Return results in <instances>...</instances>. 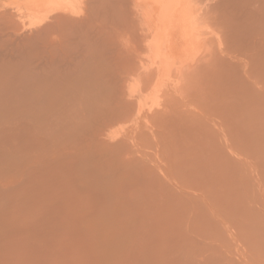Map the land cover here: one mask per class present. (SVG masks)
<instances>
[{"label":"rangeland","instance_id":"rangeland-1","mask_svg":"<svg viewBox=\"0 0 264 264\" xmlns=\"http://www.w3.org/2000/svg\"><path fill=\"white\" fill-rule=\"evenodd\" d=\"M117 1L121 32L54 3L80 41L0 17V264H264V0ZM56 58L103 93L71 110Z\"/></svg>","mask_w":264,"mask_h":264},{"label":"bare ground","instance_id":"bare-ground-1","mask_svg":"<svg viewBox=\"0 0 264 264\" xmlns=\"http://www.w3.org/2000/svg\"><path fill=\"white\" fill-rule=\"evenodd\" d=\"M91 1H92V2H91ZM91 1H89V0H88V1H87V0H18V1H16V2H14V3L12 2L11 4L8 3V5L10 4L9 10L12 11L13 15L17 16V18H18V23H17V24L20 26V29H21V30L24 29V31L27 30V31H25V32L22 34V35H24V36H28L29 34H33L32 32H34V30L37 29L36 27H37L38 24H39V23L37 24V21L35 20V17H37V14H38V13L40 14V11H42V9H45L47 6H48V7H47L46 9H47V10H48V9L50 10V8L54 6V3H55V6H56V7H57V6L59 7V5L62 4V5H64L65 7H66V6H67V7L69 6L70 8H75V7L77 6V3H79V2H80V4H82V3H86V4H85L86 6L91 2V3L89 4L90 6L88 5V9H89V10L87 9V7H86L85 10H84V12H85L86 10H88L89 12L86 11L88 14L91 12L89 15H86V17H87V16H88V17H87V20H86L85 22H84V20H85L86 18H85V16H84L85 19L82 20L84 23H83V22H77V23H78V24H77V23H73L74 21H73V22H72V21H71V22H67V20H66L65 22H63V21L65 20V18H64V20H63V19H62L63 16H60L61 12H59L60 14H59V13H54V12H53V10L56 11V10H58L59 8L57 9V8L54 7V8H52L50 11L48 10L49 12H51V14H52V12L54 13V15L52 14V16H49V15H51V14L47 15L46 17H47L48 19L53 20V19L58 18V19H56V20H58L59 22L62 20L61 22H63V24L67 22V24H68L67 26L69 27L68 30H69V33L71 34L72 37L74 36V34H77V35L80 34V33H79V30H81V32H83L84 29H85L86 32L84 31L85 33L83 32V33L80 34V35H82V34L84 35V34H85V35H84V38H85V36H87L86 33L88 34L89 31H90V32H91V31H92V32L95 31V30H90V29L88 30V28H87V29H86V28L83 29V27L80 28L81 25H80L79 23H81V24H82V23H83V24H88L87 26H89V24L92 23V26H95L96 24H95L94 22L100 23V22L102 21V23H103V21H105V25H106V21H108V22H110V23H112V22L115 23V21L118 22L119 20L124 19V15H123V14H124V11L122 12V11H121L122 9L119 8V6H118L119 2H118V1H117L118 3H116V0H115V1H112V0H95V1H94V0H91ZM93 1H94V2H93ZM119 1H120V0H119ZM121 1H122V0H121ZM124 1H125V0H124ZM129 1H130V0H129ZM81 2H82V3H81ZM87 2H88V4H87ZM172 2H173V0H171V3H172ZM130 3H131V2H130ZM130 3H129V4H130ZM49 4L52 5V6H50ZM56 4H57V5H56ZM58 4H59V5H58ZM124 4H125V3H124ZM179 4H180V2H179ZM179 4H178V6H179ZM2 5H3V4H2ZM8 5H6V6H8ZM62 5H61V6H62ZM171 5H172V4H171ZM6 6H0V8H1V10H0V17H2V15L5 13V11H6ZM83 6H84V5H83ZM90 7L92 8L91 11H90ZM123 7H124V6H123ZM81 9L83 10V7H82ZM135 9H136V8H135ZM179 9H180V8H179ZM47 10H43V12L45 13V12H47ZM76 10H77V8H76ZM137 11H138V10H137ZM177 11H178V10H177ZM49 12H48V13H49ZM172 13H173V12H172ZM176 13H177V12H176ZM82 14H84V13L82 12ZM127 14H128V13H127ZM137 14H138V13H137ZM40 15H42V12H41ZM61 15H62V14H61ZM171 15H172V14H171ZM70 16H71V15H70ZM81 16H82V15H81ZM125 16H126V15H125ZM59 17H60L61 20H59ZM73 17H75V16H73ZM79 17H80V15H79ZM139 17H140V16H139ZM184 17H185V16H183V19H185ZM68 18H69V16H68ZM71 18H72V17H71ZM71 18H70V19H71ZM75 18H77V17H75ZM75 18H74V20H76ZM36 19H37V18H36ZM44 19H45V18H44ZM66 19H67V18H66ZM70 19H68V20H70ZM139 19H141V18H139ZM50 20H49V21H50ZM72 20H73V19H72ZM100 20H101V21H100ZM124 20H126V18H125ZM43 21H44V20H43ZM43 21H42V22H43ZM58 21H56V22H58ZM78 21H79V19H78ZM99 21H100V22H99ZM111 21H112V22H111ZM131 21H132V20H131ZM140 21H141V20H140ZM53 22H54V23H53ZM53 22L50 21V23H52V24H51V27L49 26V24H48V26H49L51 29H50L49 27H47L48 29H50V30L53 31V30H54V27L59 26V24H61V25H60L61 27L59 26V28L62 29V30L64 29V30L67 31V29H65V28H67L66 24L63 25V27L66 26V27L63 28V27H62V23L56 24V26H54V24H55L56 22H55V20H53ZM117 22H116L115 24L112 23L113 25L110 24V23H108V24H110V27H111V25L114 26L113 28H115V26H118V25H120V24H121L120 27H122V24H123L124 21L122 20V21H121L122 23L120 22V24H118ZM125 22H126V21H125ZM134 22H135V21H134ZM47 23H48V22H47ZM71 23L74 24V25H75V24H76V25H80V27L77 26V30L75 29L76 26H75L74 28H71V26H72ZM93 23H94V25H93ZM40 24H41V23H40ZM40 24H39V26H40ZM45 24H46V23H45ZM103 24H104V23H103ZM108 24H107V25H108ZM117 24H118V25H117ZM124 24H125V23H124ZM43 25H44V24H43ZM69 25H70V26H69ZM97 25L99 26L100 24H97ZM131 25H132V24H131ZM140 25H141V27H142V24H140ZM52 26H53V28H52ZM83 26H84V25H83ZM85 26H86V25H85ZM103 26H104V25H103ZM123 26H124V27H122V28H126L125 25H123ZM90 27H91V26H90ZM90 27H89V28H90ZM101 27H102V26H101ZM104 27H105V26H104ZM8 28H9V27H7L6 29H8ZM38 28H39V27H38ZM42 28H43V29L45 28V32L48 31V30H46V27H45V26L42 27ZM78 28H80V29H78ZM95 28L98 29L99 27H95ZM95 28H94V29H95ZM106 28H109V27L106 26ZM117 28L119 29V26H118ZM43 29L38 30L39 32H38L37 34L39 35L40 32H41V30H43ZM56 29H58V27H56ZM60 29H59V30H60ZM91 29H92V28H91ZM100 29H101V28H100ZM100 29H99V30H100ZM134 29H135V28H134ZM62 30H60V33L62 32ZM64 30H63V31H64ZM82 30H83V31H82ZM102 30H104L103 27H102ZM102 30H101V31H102ZM119 30H120V29H119ZM130 30H131V29H130ZM43 31H44V30H43ZM54 31H55V30H54ZM101 31H99L97 34H101ZM35 32H36V31H35ZM56 32H57V31H56ZM56 32H55V33H56ZM58 32H59V31H58ZM74 32H76V33H74ZM90 32H89V33H90ZM95 32H97V30H96ZM120 32H121V30H120ZM143 32H144V31H143ZM10 33H11V31H10ZM49 33H50V32H49ZM49 33H47V34H49ZM51 33L53 34V32H51ZM63 33H65V32H63ZM63 33H62V34H63ZM66 33H67V32H66ZM66 33H65V35H66ZM141 33H142V32H141ZM155 33H156V32H155ZM34 34H35V33H34ZM44 34H46V33H44ZM44 34H42V35H44ZM47 34H46V36H47ZM56 34L59 35V33H56ZM67 34H68V33H67ZM65 35H64V36H65ZM143 35H144V38H146V40H147L148 35H147V34H143ZM143 35H142V36H143ZM62 36H63V35H62ZM71 36H70V37H71ZM39 37H40V36H39ZM43 37H44V36H43ZM58 37H59V36H58ZM65 37L68 38L69 35H67V36H65ZM70 37H69V38H70ZM72 37H71V38H72ZM75 37H76V35L73 37V40L77 38V37H76V38H75ZM45 38H46V37H45ZM51 38H52V37H51ZM53 38H55V37H53ZM61 38H63V37H61ZM61 38H60V44L68 43V45H69V42H70V40H68L69 38H68L67 40H66V38H65V40L68 41V42H65V40H63L64 38H63V39H61ZM81 38H83V37H81ZM81 38H79V35H78L77 40L79 39V41H80ZM41 39H42V37H41ZM58 39H59V38H58ZM48 40H49V39H48ZM55 40H56V39H55ZM61 40L64 41V43H63ZM82 40H83V39H82ZM82 40H81V42H84V43H85V40H83V41H82ZM86 40H87V38H86ZM42 41H43V40H42ZM71 41H72V40H71ZM79 41H76V40H75V42L72 41V42H70V43L74 44V43L79 42ZM44 42H45V41H43L42 43H44ZM49 42H50V41H49ZM61 42H62V43H61ZM73 42H74V43H73ZM145 42H146V41H145ZM58 43H59V40H58ZM47 44H48V43H47ZM76 44H77V43H76ZM76 44H75V45H76ZM45 45H46V43H45ZM45 45H44V46H45ZM56 45H57V47H55L56 49H58V46H59V47L61 46V45H59V44H57V43H56ZM145 45H146V44H145ZM151 45H152V44H151ZM151 45H150V46H151ZM49 46L51 47L52 45H49ZM53 46H54V45H53ZM62 46L64 47V45H62ZM62 46H61V47H62ZM66 46H67V44H65V47H66ZM70 46H71V44H70ZM46 47H47V46H46ZM61 47H60V48H61ZM65 47H64V48H65ZM68 47H69V46H68ZM68 47H67V48H68ZM52 48L55 49L54 47H52ZM60 48H59V50H60ZM144 48H145V47H144ZM152 48H153V46H152ZM53 49H52V50H53ZM62 49H63V48H62ZM62 49H61V50H62ZM142 49H143V48H142ZM47 50L50 51V50L48 49V47H47ZM65 50H66V48H65ZM153 50H154V48L151 49V51H153ZM62 51H64V49H63ZM62 51H61V52H62ZM141 51H143V50H141ZM145 53H146V52H145ZM149 53H150V52H149ZM152 53H153V52H152ZM152 53L149 55L148 52H147L146 54H148L149 57L151 56V58H153V57H152ZM162 53H163V52H162ZM155 54H156V53H154V55H155ZM145 56H146V55L144 54V56H143V60H145V58L148 57V56H146V57H145ZM140 59H141V58H139V60H140ZM139 60H138V61H139ZM143 60L141 59L140 62H143ZM151 60L153 61L154 59H151ZM55 61H57V58L55 59ZM55 61H53L54 64L56 63ZM59 61H60L61 63L63 62V60L61 61V59H59ZM59 61H57V65L61 64ZM145 61H146V60H145ZM148 61H149V60H148ZM152 61H151V62H152ZM53 62H52V63H53ZM146 62H147V61H146ZM58 63H59V64H58ZM87 63H88V62H87ZM87 63H86V64H87ZM152 63H153V62H152ZM157 63H158V62H157ZM157 63L155 62V63H153V64H157ZM62 64H63V63H62ZM64 64H65V62H64ZM84 64H85V63H84ZM84 64H82V65L85 67ZM141 64H142V63H141ZM148 64H149V66H150V62H149ZM148 64H147V65H148ZM52 65H53V64H52ZM88 65H89V64H88ZM88 65H86V67H88ZM143 65H144V64H143ZM143 65H142V66H143ZM157 65H158V64H157ZM59 66H60V67H59ZM59 66L56 67V64H55V66L53 65V68H54V67H55V69H56V68H57V69H58V68H59V69L61 68L60 70L62 71V69H63L64 67L62 68L61 66H64V65H59ZM144 66H145V65H144ZM144 66H143V67H144ZM151 66H152V64H151ZM151 66H150V67H151ZM80 67H82V66H79V68H80ZM86 67H85V69H86ZM154 67H155V66H154ZM53 68L51 67L50 70H49V68H46V69H47L48 71H51V73H52V72H54V71L57 70V69L55 70V69H53ZM77 68H78V67H77ZM77 68H75V69L77 70ZM79 68H78V69H79ZM91 68H92V67H91ZM59 69H58V70H59ZM65 69H66V68H65ZM65 69H63L64 72H65V71H66V72H67V71H70L69 69H68V70H65ZM75 69H73V70L71 69V70L74 72ZM82 69H84V68H81V70H82ZM85 69H84V70H85ZM88 69H90V67H88ZM88 69H86V70H88ZM92 69H93V68H92ZM153 69H155V68H153ZM60 70H59V71H60ZM76 70H75V71H76ZM81 70L79 69V71H81ZM94 70H95V72H97V71H96L97 69H93V72H94ZM141 70H142V68H141ZM156 70H157V69H156ZM45 71H46V70H44L43 73L46 74L47 72H45ZM59 71L54 72V76H55V77H53L54 80L57 79V77H58V80H59V78H60L61 80L63 79L62 81H64V78H65V80H66V78H68V77H65V76H67L69 73H71L72 75H73V74L75 75V73H76V72H74V73H73V72H69V73H67V75H65V73H63V71H62V72L60 71L61 74L58 73ZM79 71H77L78 73H76L75 76H77V74H78V76H80L81 74L84 75V74H83L84 71H82V72H79ZM145 71H147V70H145ZM87 72H88V71H86V73H87ZM95 72H94V73H95ZM49 73H50V72H49ZM49 73H47V74H49ZM55 73H56V74L58 73V74L55 75ZM62 73H63V75H62ZM79 73H81V74H79ZM84 73H85V72H84ZM149 73H150V72H149ZM45 74L43 75V77H42V75H41L42 78H41V79L39 78V79H40V80L45 79V78H46V77L44 78ZM47 74H46V75H47ZM89 74H91V73L88 72V74H87L88 76H83V77L80 76V77H79L80 80H79V78H76L77 81L75 80V77H73L74 79L70 77L71 79L68 78V79L66 80V81H68V83L66 82V84H64L63 82H61V81L59 80L58 82H59V83H60V82L63 83L64 87H65V85H66V87L64 88L65 90H63V91L60 90V92H61V91H62V92H61V93L59 92V94L57 93L59 89H57V92L53 89L56 93L53 92V91H52V92L55 93V94H58L59 96H60V95L63 96V95H65L66 92L69 94L70 92L73 91V94L75 93V96H76L77 94H79L78 92L82 91V92H81V95L83 96V93H85L86 91L89 92V90L92 89L91 92H90L91 94L88 93V94L92 95V94L94 93L93 89L95 88V85H96V86L98 85L97 87H100L102 84H101V83H97V82H101V81H100V80L98 81V80L96 79V76H95V75H93V76H95V77H92V74H91L90 81H92V87H89V86L91 85V82L88 84V81H89L88 79H89V78H87V77H90ZM69 75H70V74H69ZM69 75H68V76H69ZM72 75H70V76H72ZM85 75H86V74H85ZM49 76H51V74H49L48 77H49ZM52 76H53V74H52ZM52 76H51V77H52ZM151 76H152V75H151ZM33 77L35 78V77H39V76H33ZM62 77H64V78H62ZM81 77H82V78H81ZM84 77L87 78V81H86V78H84ZM53 78H52V79H53ZM93 78L96 79L97 82H96V80L93 81V80H94ZM26 79H27V78H26ZM39 79H38L37 81H39ZM48 79H49V78H47V79L44 80V81H49V82H50V79H49V80H48ZM91 79H92V80H91ZM20 80H22V79H20ZM71 80H72V81H71ZM24 81H29V80H24ZM35 81H36V80H35ZM51 81H53V80H51ZM74 81H75V82H74ZM32 82H33V81H32ZM49 82H48V83H49ZM58 82H56V81H55V82H51V83L54 84V86L50 85L49 87H50V88H54L55 86H60V85H62L61 83L58 84ZM69 82H70V84H69ZM73 82H74V83H73ZM26 83H27V82L23 83V85H24V86H25V85L29 86L28 84H31L30 81H29L27 84H26ZM42 83H43L42 81H41V82L39 81V83L36 82L35 84L32 83V85L34 86V88H33V89H34L33 92H36V93H37V91L35 90V88L38 89V90L43 89L44 86H43ZM44 83H45V82H44ZM51 83H49V84H51ZM75 83H76V89H75V90H71V87H72L71 84L73 85V84H75ZM82 83H84V85H83ZM46 84H47V83H45L44 85H46ZM55 84H56V85H55ZM57 84H58V85H57ZM68 84H69V85H68ZM87 84H88L89 86H87ZM94 84H95V85H94ZM100 84H101V85H100ZM67 85L69 86V89L71 90V91H69V92L66 91V90H68ZM85 85H86V86H85ZM99 85H100V86H99ZM27 86H26V87H27ZM33 86H32V87H33ZM70 86H71V87H70ZM74 86H75V85H74ZM79 86H80V88H79ZM46 87L48 88V86H46ZM60 87H61V86H60ZM60 87H59V88H60ZM29 88H31V87H29ZM39 88H40V89H39ZM47 88H46V89H47ZM61 88H63V87H61ZM73 88H75V87H72V89H73ZM77 88H79V89H78L79 91L77 90ZM10 89H11V88H10ZM16 89H17V88H16ZM44 89H45V88H44ZM44 89H43V90H44ZM55 89H56V88H55ZM81 89H82V90H81ZM96 89H99V88H95V89H94L95 92L97 91ZM12 90H13V89H12ZM28 90L31 92L32 88H31V90H30V89H27V90H26V94H27V97H28V101H30V102H31V100H32V102H33L34 99H35L36 97L42 95V94H38V96H37V95H34V98H33V97H31V96H32V94H34V93L31 92V94L29 93L30 95H28V92H29ZM43 90H41V91H43ZM49 90H51V89H49ZM18 91H20V89H19ZM27 91H28V92H27ZM45 91H47V90H45ZM74 91H75V92H74ZM77 91H78V92H77ZM43 92H44V91H43ZM43 92H42V93H43ZM49 92L52 93L51 91H49ZM87 92H86V95H84V97L88 96V95H87ZM23 93H25V92H23ZM36 93H35V94H36ZM39 93H41V92H39ZM45 93H46V92H45ZM45 93L43 94V95H44L43 98H41V96L38 97V98H36V102H37V103L39 102V100L37 101V99H39V98H41V99H40V102L44 101V99H45ZM50 93H49V97L51 96V97L54 98V99L57 98L56 96H55V97L52 96V95H54V94L50 95ZM100 93H103V92H99V93L96 92V93H94L93 95H97V94H98V96H100ZM154 93H155V92H154ZM68 94L65 95V99H68V102H67V100H65V99L62 101V98H60V97H59L58 99H59V101H62L63 104L66 103V102H67V103H70V104L73 103L74 106L76 107V108H75V109H76L75 111H77V106H76L75 104H76V103L80 104V102H78V101H81V100H82V101H84V103H85V102H89L88 100L90 99V98L87 97L88 100H87V98H86V100H85V99H83V98H84V97H83V98H81V99L79 100L80 97H79V95H77V96H78V100H77V96L75 97L73 94H70L72 97L70 96V98H67V96L69 97ZM11 95H12V94H11ZM20 95H21V94H20ZM43 95H42V96H43ZM46 95H47V94H46ZM58 95H57V96H58ZM90 95H89V97H92V96H93V95H92V96H90ZM16 96H17V95H16ZM29 96H30V98H33V99L29 100ZM82 96H81V97H82ZM98 96H96V97H98ZM7 97H9V95H8ZM94 97H95V96H94ZM153 97H154V96H153ZM153 97H152V98H153ZM17 98H18V97H17ZM17 98H16V99H17ZM46 98H47V96H46ZM71 98H72V100H73L74 98H76V99H75V102H76V103H74V101L71 102V101H70ZM154 98H155V97H154ZM26 99H27V98L25 97V100H24V99H23V100L26 101ZM42 99H43V100H42ZM48 99H49V98H48ZM54 99H53V101L55 102ZM94 99H95V98H94ZM17 100H19V99H17ZM51 100H52V99H51ZM51 100H50V101H51ZM64 101H65V102H64ZM82 101H81V102H82ZM19 102H20V101H19ZM48 102H49V101H48ZM33 103H34V102H33ZM42 103H44V102H42ZM45 103H46V101H45ZM62 103H60V104H62ZM67 103H66V104H67ZM19 104H20V103H19ZM26 104H27V101H26L25 105H26ZM31 104H32V103H31ZM55 104H57V100H56ZM55 104H54V105H55ZM63 104H62V105H63ZM73 104H72V105H69L70 108H72L71 110H74V106H73ZM25 105H24V106H25ZM43 105H44V104H43ZM48 105H49V103H48ZM51 105H52V104H51ZM57 105H58V104H57ZM153 105H154V102H153ZM33 106H34V105H33ZM52 106H53V105H52ZM60 106H61V105H60ZM63 106H65V104H64ZM22 107H23V105H22ZM25 107H26V106H25ZM42 107H43V106H42ZM44 107H45V106H44ZM44 107H43V109H44ZM49 107H50V106H49ZM46 108H47V107H46ZM64 108H65V107H64ZM64 108H63V109H64ZM67 108H69L68 105L66 106L65 109H67ZM70 108H69V111H71ZM28 109H30V108H28ZM40 109H41V108H40ZM40 109H39V110H40ZM43 109H42V110H43ZM25 110H26V109H25ZM25 110H24V111H25ZM33 110H35V108H34ZM36 110H37V109H36ZM36 110H35V113L37 112ZM52 110H53V109H52ZM28 111H29V110H28ZM45 111H46V110H45ZM58 111H59V110H58ZM65 111H67V114H68V113L72 114V111L69 112L68 109H67V110H64V112H65ZM75 111H73V113H74ZM19 112H20V110H19ZM25 112H26V111H25ZM43 112H44V111H43ZM49 112H50V111H49ZM62 112H63V110L61 111V113H62ZM64 112H63V113H64ZM20 113H23V112H20ZM32 113H34V112H32ZM35 113H34V114H35ZM51 113H52V112H51ZM51 113H50V114H51ZM57 113H58V112H57ZM24 114H25V113H24ZM27 114L30 115V113H27ZM43 114H44V113H43ZM59 114H60V113H59ZM59 114H57V115H59ZM25 115H26V114H25ZM36 115H39V114H36ZM40 115H41V114H40ZM48 115H49V114H48ZM61 115H62V114H61ZM68 115H69V114H68ZM27 116H28V115H27ZM30 116H31V115H30ZM32 116H33V115H32ZM62 116H63V115H62ZM65 116H66V115H65ZM63 117H64V116H63ZM38 118H39V117H38ZM56 118H58V116H57ZM47 120H48V119H47ZM58 125L61 126V123H59ZM60 126H59V127H60ZM45 127H46V126H45ZM56 127H57V126H56ZM46 129H47V128H46Z\"/></svg>","mask_w":264,"mask_h":264}]
</instances>
